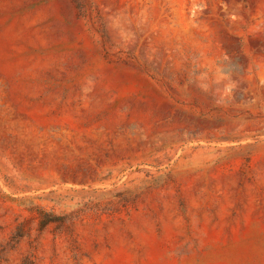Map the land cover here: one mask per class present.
Here are the masks:
<instances>
[{
	"label": "rangeland",
	"instance_id": "obj_1",
	"mask_svg": "<svg viewBox=\"0 0 264 264\" xmlns=\"http://www.w3.org/2000/svg\"><path fill=\"white\" fill-rule=\"evenodd\" d=\"M0 264H264V0H0Z\"/></svg>",
	"mask_w": 264,
	"mask_h": 264
},
{
	"label": "trees",
	"instance_id": "obj_2",
	"mask_svg": "<svg viewBox=\"0 0 264 264\" xmlns=\"http://www.w3.org/2000/svg\"><path fill=\"white\" fill-rule=\"evenodd\" d=\"M38 219H39V223H40L41 228H45L46 226H48L51 223H57V222H63L64 221L63 217H59L53 213H48L45 211L39 212Z\"/></svg>",
	"mask_w": 264,
	"mask_h": 264
}]
</instances>
